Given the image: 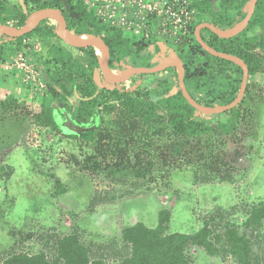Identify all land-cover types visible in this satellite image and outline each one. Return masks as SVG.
<instances>
[{"label":"trees","instance_id":"obj_1","mask_svg":"<svg viewBox=\"0 0 264 264\" xmlns=\"http://www.w3.org/2000/svg\"><path fill=\"white\" fill-rule=\"evenodd\" d=\"M248 1L220 0L218 11L211 0H194V3L203 13L208 11L209 16H213L221 26H232L243 16L240 10ZM47 7L61 8L69 28L75 33L103 38L115 59V67L121 68L127 56L133 65L147 64L153 53L160 49L154 39L131 42L129 34L123 29L100 20L88 8L86 0H18L17 3L0 0V23L21 27L33 12ZM231 9L238 11L239 15L229 14ZM258 26L262 28L258 34L248 35ZM209 32L210 39L203 36L207 43L219 51L243 58L249 66L251 77L264 70V0H258L249 27L240 35L222 39ZM26 37L45 40L47 55L35 53V60L43 67L45 96L52 99V103L56 101L62 104H43L40 112L27 111V114L38 126L85 141L92 151L86 153L81 161L75 158L83 169L93 174H105L113 183L127 182L130 178L138 182L148 178L155 161H160L162 165H171L172 168H176L177 163L182 168L192 166L197 178L198 170L203 172V181L214 178L225 182L234 180V168L230 164L236 162L239 151L228 153L223 147L225 141L220 137L235 136L241 123L254 119L248 107L253 101L252 83L248 84L240 104L225 113V121L212 116L214 121L210 123L208 117L199 115L186 101L180 90L171 93L172 82L169 78L159 80L156 87L151 89L137 86L130 90L111 85L100 88L95 80L101 68L96 49L73 47L81 52L75 55L62 45L57 26L50 19L44 20L26 35L12 38L8 45L3 41L0 44V61L4 63L21 48ZM133 45L135 48H132ZM150 45H153L151 50ZM179 46L181 52L185 47L189 51L188 59L183 58L187 89L199 103L214 106L217 88L207 81L211 68H215L210 55L205 52V60L197 67L194 56L202 47L196 38H183ZM221 64L224 67L234 65L242 71L239 65L231 61L220 59L219 66L224 70ZM12 74L16 76V73ZM239 88L240 80L232 83L230 93H222L220 102L230 103ZM70 95L79 100L76 107H68L64 100ZM27 104L26 100H20L15 94L0 99V121L18 119L19 115L25 114L21 110L26 111ZM65 108H69L68 113ZM66 116L80 127L78 133L64 131L68 120ZM18 138L14 132L0 136V151L4 145L11 148ZM242 139L238 138L239 141ZM13 172L12 166L0 161L1 177L10 178ZM64 192H67L66 187L59 183L56 194ZM105 192V195L102 192L94 195L91 205L108 200L113 189ZM171 218L172 210L162 208L155 227L143 221L124 225L115 242L112 241L115 244L112 253L107 251L105 245L96 246L87 242L85 233L76 228L69 233L47 237L52 243V255L47 249L30 252L13 245L0 256V264H195L191 254L193 248H202L211 256L232 255L235 264H264V232L261 231L264 228V201L248 207L243 223L227 218V213L223 211H217L205 216L196 231L169 232Z\"/></svg>","mask_w":264,"mask_h":264},{"label":"rangeland","instance_id":"obj_2","mask_svg":"<svg viewBox=\"0 0 264 264\" xmlns=\"http://www.w3.org/2000/svg\"><path fill=\"white\" fill-rule=\"evenodd\" d=\"M219 2L220 0L211 1L216 11L219 9ZM247 4L241 8V13L246 11ZM228 13L239 15V12L233 9ZM208 17V11L204 14L198 12L197 24ZM50 20L58 28L59 21L53 20V17ZM259 29L256 27L250 33ZM202 33L206 37L209 31ZM3 36L6 35H0L1 38H4ZM128 36L131 42L149 40L146 36L136 34ZM35 39L39 50L33 51L32 56L35 58V53L46 56L45 40L38 37ZM169 43L182 58L188 59L189 51L186 47L182 50L184 52H181L179 45L171 40ZM62 45L71 49L75 55L81 54L64 41ZM132 48H135V45ZM164 57L165 51L160 50L156 52V60L148 63L160 62ZM130 63L128 56L123 59L124 67H130ZM3 71L8 73L7 69ZM116 71L118 74L123 72ZM16 78L18 83L13 85L10 93L25 100L27 95L19 91L24 84L17 76ZM164 78L171 79V93H177L178 76L173 68L166 72L144 73L137 78L136 85L142 89H151ZM95 80L100 88L108 85L100 70L97 71ZM8 83L3 81L0 86L4 90L0 99L7 96ZM251 83L254 94L252 104L248 107L254 119L252 122L246 119L247 123H241L235 136L220 137L225 141L223 147L228 153L239 151L236 162L230 164L234 168V180L230 182L218 178L203 181V172L198 170L197 178L192 166L182 168L179 167L180 163H177V167L172 168L171 165H162L160 161H155V166L146 179H140L138 182L133 178L127 182H110L105 174H93L75 161V158L81 161L86 153L92 151L85 141L69 138L62 132L38 126L33 122L27 111L38 113L42 105L47 103L62 106L56 101L52 103V99L45 96V93L35 92L26 100V111L21 110L25 114L19 115V118L13 121H0V136L14 132L19 137L11 148L4 145L0 151V161L14 168L10 178L0 176V256L13 245L30 252L47 249L52 255V243L47 237L69 233L76 228L85 233L87 242L96 246L105 245L107 251L112 253L115 247L112 241L115 242L124 225L143 221L155 227L162 208L172 210L169 232L196 231L201 227L205 216L217 211H223L227 213V218L243 223L248 207L264 201V70L253 77ZM129 89L133 90V85ZM64 100L68 107H76L79 104L74 95L64 97ZM65 110L69 112V108ZM198 114L208 117L210 123L214 121L212 116ZM224 115L225 113L218 114L220 120H226ZM67 119L64 131L78 133L80 127L69 117ZM239 137L243 139L239 141ZM59 183L66 187L67 192L56 194ZM110 189H113V192L109 194L108 200L96 206L91 205L94 195L99 192L105 195V191ZM261 231L263 233L264 228ZM46 240H49L48 243H45ZM191 254L195 264H235L232 255L211 256L202 248H193Z\"/></svg>","mask_w":264,"mask_h":264},{"label":"built area","instance_id":"obj_3","mask_svg":"<svg viewBox=\"0 0 264 264\" xmlns=\"http://www.w3.org/2000/svg\"><path fill=\"white\" fill-rule=\"evenodd\" d=\"M86 4L105 24L168 48H172L170 40L179 45L183 38H195L196 17L201 13L194 0H86ZM35 40L24 38V45L5 60L4 68L16 73L32 93H44L43 68L31 54L39 50Z\"/></svg>","mask_w":264,"mask_h":264},{"label":"water","instance_id":"obj_4","mask_svg":"<svg viewBox=\"0 0 264 264\" xmlns=\"http://www.w3.org/2000/svg\"><path fill=\"white\" fill-rule=\"evenodd\" d=\"M211 1L213 2L214 0ZM257 3L258 0H249L246 16L239 23L235 24L233 27H222L214 22L212 23L205 21L200 23L195 29V37L203 50H205L206 52L212 55L224 59L236 61L242 66L244 71V79L238 96L231 103L227 105H219V106H206L202 103H199L190 94L185 82L186 64L182 60V58L176 54V51L173 48L170 49V51L173 52L176 56L173 55L172 57H169L168 61L162 62L158 65H148V64L138 65L134 67L133 71L125 79L120 81L114 79L111 75L112 55H111L110 47L106 43V41L101 37H90V36H88L89 38L86 41H78L77 39H75V37H73L72 35V30L69 28L66 15L63 12V10L59 7H47L34 12L37 14V19L34 22L29 23V19L31 17L30 16L26 24L21 27L10 23H0V35L2 34L7 35L11 39L14 37L23 36L34 31L37 27H39L43 23L44 20L51 19L53 16H58L59 26L57 28V32L65 43L75 48L87 49L93 47L96 50L99 48L104 51V58L101 59V71L107 84L113 87L125 88L131 85L140 74L160 73L168 70L173 66H178L179 67L177 72L178 88L184 95L186 101L190 105H192L199 113L206 116H214L232 109L241 101L247 89V78L249 74V67L248 64L241 57L231 53L220 52L215 48H213L211 45H209L207 41L203 38L202 29L207 28L223 39L236 37L250 25L256 10ZM161 44L162 43H159V47H161Z\"/></svg>","mask_w":264,"mask_h":264},{"label":"flooded vegetation","instance_id":"obj_5","mask_svg":"<svg viewBox=\"0 0 264 264\" xmlns=\"http://www.w3.org/2000/svg\"><path fill=\"white\" fill-rule=\"evenodd\" d=\"M249 2V1H248ZM247 2V3H248ZM247 10H248V4H247V7H246V11H244L243 13V16L242 17H240L239 18V20L236 22V23H239L242 19H244V17L246 16V13H247ZM210 17V18H209ZM207 19H206V21L207 22H214V23H216L217 24V22L213 19V16H209ZM219 24V23H218ZM220 26H221V24H219ZM249 27V26H248ZM247 27V28H248ZM260 29L259 30H256L254 33H250V32H248V35H250V36H252V35H256V34H258L261 30H262V28L260 27V26H258ZM246 28V29H247ZM245 29V30H246ZM244 30V31H245ZM202 31H206V33H207V31H209V29H207V28H204ZM243 31V32H244ZM242 33V32H241ZM240 33V34H241ZM239 34V35H240ZM206 37H208L209 39L211 38V33L209 32V33H207V35H206ZM219 37V36H218ZM220 38V37H219ZM223 39V38H222ZM230 39V38H229ZM209 44V43H208ZM210 45V44H209ZM212 46V45H211ZM213 48H215L216 50H218L216 47H214V46H212ZM203 49L201 48V50H199L197 53H196V55L194 56V60H195V64L197 65V67L199 66L200 67V64L205 60V57H206V53L207 54H209L210 55V59H212V64H213V66L215 67V68H211V72H210V74H209V76L207 77V81H208V83H209V85H211V86H213L214 88H217L216 89V100H215V102H214V106H219V105H227V104H229V103H226V104H224V103H221L220 101L222 100V93H224L225 95H228L229 93H230V91H231V84L232 83H235V82H237L238 80H240V88H239V91L237 92V95H236V97L238 96V94H239V92H240V89H241V86H242V82H243V79H244V71H243V68H242V66L239 64V63H237L236 61H233V60H228V59H225V60H227V61H231V62H233V63H236L237 65H239L240 67H241V69H242V71L240 72V70H238L237 68H236V66H234V65H230L229 67H224V64H221L223 67H224V70H223V68L221 67V66H219V63H220V59H224V58H221V57H218V56H215V55H212V54H210V53H208V52H206L205 50H203ZM219 51V50H218ZM206 52V53H205ZM220 52H224V51H220ZM225 53H227V52H225ZM232 54V53H231ZM237 56V55H236ZM243 59V58H242ZM150 60H151V58H150ZM131 64V63H130ZM135 66H138V65H133V64H131V66L130 67H132V69H134V67ZM124 67V66H123ZM249 67V66H248ZM124 68H126V67H124ZM198 70H200V69H198ZM101 73H102V71H101ZM259 73H261V72H259ZM258 73V74H259ZM103 75V74H102ZM257 75V74H256ZM255 75V76H256ZM255 76H253V77H255ZM104 77V76H103ZM253 77H251L250 76V72H249V74H248V78H247V86H248V84L249 83H251L252 82V79H253ZM137 82H138V79H136V80H134V82L131 84V85H129V86H127V87H125V88H127V89H129V87L130 86H132L133 85V87H135V88H137ZM245 93H246V91H245ZM244 96H245V94H244ZM244 96L242 97V99L244 98ZM235 97V98H236ZM253 97V96H252ZM235 98L233 99V100H235ZM242 99H241V101H242ZM232 100V101H233ZM231 101V102H232ZM240 101V102H241ZM230 102V103H231ZM240 102L236 105V106H238L239 104H240ZM236 106H234V107H236ZM233 107V108H234ZM232 108V109H233ZM232 109H230V110H232ZM230 110H227V111H230ZM227 111H225V112H223V113H226ZM214 116H218V115H214Z\"/></svg>","mask_w":264,"mask_h":264},{"label":"crops","instance_id":"obj_6","mask_svg":"<svg viewBox=\"0 0 264 264\" xmlns=\"http://www.w3.org/2000/svg\"><path fill=\"white\" fill-rule=\"evenodd\" d=\"M201 14H204L203 12L201 13ZM206 20L204 19V20H201L200 21V23H202V22H205ZM198 25V24H197ZM197 27V26H196ZM222 27H229V26H222ZM4 38H1L0 37V44L4 41L5 43H7V42H9L10 40H11V38L9 37V36H3ZM161 47H162V49H163V51H166V48H165V46L164 45H162L161 44ZM100 56V55H99ZM0 70L2 71V73L0 74V86H2L3 85V81H5L6 83H8V85H9V88H8V90H7V95L8 94H13V93H10L12 90H13V85L14 84H16V83H18V79L16 78V76H14L13 74H12V72L10 71V70H8V73L6 74L3 70H6L5 68H4V63H2L1 61H0ZM0 71V72H1ZM8 81V82H7ZM20 92H23V93H25L26 95H27V98H25V100H29V98L31 97V95H33V93L30 91V90H28L25 86H21V88H20V90H19ZM2 92H4V90L2 89V87H0V94H3ZM6 95V94H5ZM20 99V98H19ZM20 100H23V99H20Z\"/></svg>","mask_w":264,"mask_h":264},{"label":"clouds","instance_id":"obj_7","mask_svg":"<svg viewBox=\"0 0 264 264\" xmlns=\"http://www.w3.org/2000/svg\"><path fill=\"white\" fill-rule=\"evenodd\" d=\"M201 13H202V11H201ZM200 13V14H201ZM10 24H12V23H10ZM218 24V23H217ZM237 24V23H236ZM219 25V24H218ZM196 26H198V25H196ZM234 25H232V26H229V27H233ZM195 29H196V27H195ZM203 30V29H202ZM203 32V31H202ZM202 35H203V33H202ZM7 36V35H6ZM89 35H87V37H88ZM204 36V35H203ZM33 38H35V37H33ZM89 38V37H88ZM196 38V37H195ZM204 38V37H203ZM197 40V39H196ZM150 46H153V45H150ZM150 48V47H149ZM165 48H166V51H165V57L160 61V62H155L154 64H150V63H147L148 65H158V64H160V63H162V62H165V61H168V58L169 57H172L173 55H175L173 52H171L170 51V49H172V48H168L167 46H165ZM174 49V48H173ZM150 50H151V48H150ZM160 50H162L163 51V49H162V47H160V49L158 50V51H160ZM158 51H156V52H158ZM176 51V54L179 56V57H181L178 53H177V50H175ZM96 52H97V50H96ZM156 52H154L153 53V56L151 57V59L153 58H155V56H156ZM97 54H98V52H97ZM98 56H99V54H98ZM176 56V55H175ZM99 58H100V62H101V57L99 56ZM182 58V57H181ZM150 60V58L148 59V61H155L156 60V58L154 59V60ZM182 60H183V58H182ZM184 61V60H183ZM122 63H123V61H122ZM43 68V67H42ZM174 69L175 70V73L177 74V72H178V69H179V67L178 66H173V67H171V68H169V69ZM113 69H115V70H120V71H123V72H129L128 74H127V76L133 71V69H132V67H126V68H124L123 67V64H122V67L120 68V67H115V59H113L112 58V61H111V71L113 70ZM168 69V70H169ZM100 71H101V68H100ZM167 71V70H166ZM166 71H163V72H166ZM144 74V73H143ZM140 75H142V74H140ZM139 75V76H140ZM126 76V77H127ZM138 76V77H139ZM178 76V75H177ZM125 77V78H126ZM137 77V78H138ZM124 78V79H125ZM123 80V79H122ZM106 82V81H105ZM109 85V84H108ZM45 93V92H44ZM34 94V93H33Z\"/></svg>","mask_w":264,"mask_h":264},{"label":"bare ground","instance_id":"obj_8","mask_svg":"<svg viewBox=\"0 0 264 264\" xmlns=\"http://www.w3.org/2000/svg\"><path fill=\"white\" fill-rule=\"evenodd\" d=\"M37 19V14L35 13L34 15H32L31 16V18H30V20H29V23H32V22H34L35 20ZM53 20H55V21H59V17L58 16H53ZM72 35H73V37H75V39H77L78 41H86V40H88V37H87V35H82V34H77V33H75L74 31H72ZM97 52H98V54L100 55V57H101V59H103L104 58V51L102 50V49H97ZM129 72H122V73H120V74H118L117 73V71L115 70V69H113L112 71H111V75H112V77L114 78V79H116V80H122V79H124L126 76H127V74H128Z\"/></svg>","mask_w":264,"mask_h":264}]
</instances>
